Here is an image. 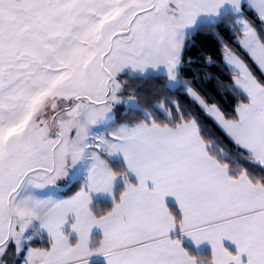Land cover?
I'll return each instance as SVG.
<instances>
[{
	"label": "snow or ice",
	"instance_id": "1",
	"mask_svg": "<svg viewBox=\"0 0 264 264\" xmlns=\"http://www.w3.org/2000/svg\"><path fill=\"white\" fill-rule=\"evenodd\" d=\"M0 264H264V0H0Z\"/></svg>",
	"mask_w": 264,
	"mask_h": 264
},
{
	"label": "trees",
	"instance_id": "2",
	"mask_svg": "<svg viewBox=\"0 0 264 264\" xmlns=\"http://www.w3.org/2000/svg\"><path fill=\"white\" fill-rule=\"evenodd\" d=\"M219 44L214 36H212L210 33L207 32H201L199 35L195 37L194 40V47L190 50L189 55L194 60V63L188 68V76L191 77H197L196 86L202 87L204 90L207 91V93L212 96L213 98L220 101L222 106L225 107L227 110L230 105L233 103L232 100L228 98L221 99L220 96L217 95L215 90V80H209L207 79V75L211 74L212 77H218L221 76L222 73L220 69L216 68L215 66H212L210 68H205L203 66V59L201 58L203 54H209L213 56L214 58H218L219 56ZM186 59H188V56H186ZM152 89V83L148 82L143 84L140 87V91L142 94H148L150 93ZM121 115H123V112H121ZM204 123L209 128L210 132H215V127L211 124L210 121L205 120Z\"/></svg>",
	"mask_w": 264,
	"mask_h": 264
},
{
	"label": "crops",
	"instance_id": "3",
	"mask_svg": "<svg viewBox=\"0 0 264 264\" xmlns=\"http://www.w3.org/2000/svg\"><path fill=\"white\" fill-rule=\"evenodd\" d=\"M169 203L172 204L173 202L171 200H169Z\"/></svg>",
	"mask_w": 264,
	"mask_h": 264
}]
</instances>
